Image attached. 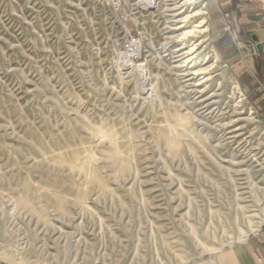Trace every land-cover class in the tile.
<instances>
[{"label":"rangeland","instance_id":"374dc122","mask_svg":"<svg viewBox=\"0 0 264 264\" xmlns=\"http://www.w3.org/2000/svg\"><path fill=\"white\" fill-rule=\"evenodd\" d=\"M183 1L0 0V264H187L264 226L260 41L244 0Z\"/></svg>","mask_w":264,"mask_h":264},{"label":"crops","instance_id":"0c3cea01","mask_svg":"<svg viewBox=\"0 0 264 264\" xmlns=\"http://www.w3.org/2000/svg\"><path fill=\"white\" fill-rule=\"evenodd\" d=\"M242 2L236 6L225 2V6H230L227 9L230 18L226 21L240 38L258 37L264 50V13L260 6L254 4L255 0ZM233 36L237 38L235 34ZM262 74H264V68ZM187 264H264V226L256 233L248 235L244 241L234 242Z\"/></svg>","mask_w":264,"mask_h":264},{"label":"bare ground","instance_id":"6f19581e","mask_svg":"<svg viewBox=\"0 0 264 264\" xmlns=\"http://www.w3.org/2000/svg\"><path fill=\"white\" fill-rule=\"evenodd\" d=\"M175 1V0H174ZM153 2V1H152ZM194 2H196V0L192 1L191 0H184L183 2H181L180 7H184L187 8L186 6H190L191 4H194ZM188 9V8H187ZM186 10L182 11L179 16V23H181L180 28H178V31H182L181 35L183 36V38H189L191 36H195V34L198 35H202V34H206L208 32V22H206V18L204 17V15H206V12H200L197 11L195 13H191L189 12L186 15ZM196 16H200L199 20H198V24L194 27L195 29H189L187 26H190V22L191 20L196 17ZM177 17V16H176ZM203 17V18H202ZM187 29V30H186ZM201 45V43H195L193 44L190 48H187V50L185 52H183L182 54H180V57L182 56V60H183V64H185V66L190 67V70L194 69V73H192V75H194L196 77V75H204V77L206 76H210L211 73V67L207 66L205 67L206 63L202 64L201 61H199V59L201 58L200 52L198 51V46ZM138 50H134L132 52V55H130V59L133 57V55L137 53ZM206 62V61H205ZM198 66H201L200 68H198ZM207 81V80H206ZM200 82V81H199ZM264 223V221L262 222ZM260 225L258 226H254L250 228V231L248 233H244V235H242L238 240L240 241H244V239L248 236V234L250 232H257L260 229ZM233 241H230V244H232Z\"/></svg>","mask_w":264,"mask_h":264},{"label":"water","instance_id":"95a60500","mask_svg":"<svg viewBox=\"0 0 264 264\" xmlns=\"http://www.w3.org/2000/svg\"><path fill=\"white\" fill-rule=\"evenodd\" d=\"M254 40L256 42H258V38L256 36L254 37ZM257 50L259 51L260 54H263L264 53L263 46H262L261 43H257Z\"/></svg>","mask_w":264,"mask_h":264},{"label":"built area","instance_id":"2783aa9c","mask_svg":"<svg viewBox=\"0 0 264 264\" xmlns=\"http://www.w3.org/2000/svg\"><path fill=\"white\" fill-rule=\"evenodd\" d=\"M218 1V0H217ZM226 31H228L229 33H231V27L227 24L226 28H225Z\"/></svg>","mask_w":264,"mask_h":264}]
</instances>
